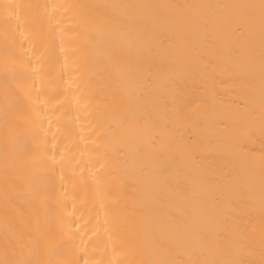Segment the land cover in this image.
<instances>
[{"label":"bare ground","instance_id":"1","mask_svg":"<svg viewBox=\"0 0 264 264\" xmlns=\"http://www.w3.org/2000/svg\"><path fill=\"white\" fill-rule=\"evenodd\" d=\"M0 264H264V0H0Z\"/></svg>","mask_w":264,"mask_h":264}]
</instances>
